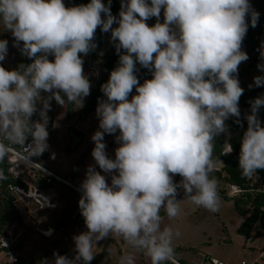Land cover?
Listing matches in <instances>:
<instances>
[{
  "label": "clouds",
  "instance_id": "obj_1",
  "mask_svg": "<svg viewBox=\"0 0 264 264\" xmlns=\"http://www.w3.org/2000/svg\"><path fill=\"white\" fill-rule=\"evenodd\" d=\"M120 3L115 16L111 0L73 6L64 0H0V31L10 32L14 46L31 60L11 70L0 64V162L14 148L18 160L28 162L48 150L51 100L83 106L91 90L83 56L97 47V28L111 33L119 56L101 85L106 99L98 102L99 128L91 137L95 165L87 166L79 185L78 205L87 230L73 236L72 257L54 252V260L43 264H90L95 246L109 237L122 238L134 250L122 255L119 264H136V252L150 264H178L174 238L180 233L162 227L161 210L174 219L183 211V200L210 212L221 204L212 175L214 142L227 131L225 121L241 115L244 89L237 73L249 58L242 43L248 17L256 27L259 13L250 0ZM153 17L156 22L149 25ZM7 52L8 41L0 39V61ZM260 55L264 59V44ZM137 63L151 71V79L140 83ZM257 67L264 71V63ZM254 84L264 86V76L254 77ZM262 106L264 96L256 97L245 117L239 152L244 177L264 169ZM37 113L40 119L32 120ZM117 132L119 146L110 158L104 137ZM102 172L110 175V183ZM6 178L0 170V180ZM179 189L183 199L177 198Z\"/></svg>",
  "mask_w": 264,
  "mask_h": 264
},
{
  "label": "rangeland",
  "instance_id": "obj_2",
  "mask_svg": "<svg viewBox=\"0 0 264 264\" xmlns=\"http://www.w3.org/2000/svg\"><path fill=\"white\" fill-rule=\"evenodd\" d=\"M118 15L119 11L115 16ZM160 21H163V10ZM155 22V17L147 21L149 25ZM110 35L111 33L108 32L103 36L96 56L89 54L83 56L84 73L89 78L91 86L101 76L109 77L111 70L116 67L105 72L102 66L103 57L110 54L115 48L110 41ZM0 39L8 41L7 55L3 61H0V64L9 70L17 68L24 62L25 55H22L18 46H14V37L10 32L0 31ZM257 40V48L249 54L242 45V50L248 54L249 58L238 67V71L242 72L241 81L251 85L254 84V77L264 76V71L257 67L258 64L264 63V59L260 55V49L264 44V21L260 24V34L257 36ZM49 59L51 60L53 57L49 56ZM145 79L151 78H144L142 83ZM134 94L135 91L130 94L129 99ZM42 95L47 96L48 94L42 93ZM102 99H106V97L102 95L97 100L95 109L81 120L77 119L80 107L67 103L61 106L54 99L50 101L51 108L48 111L49 122L47 125L49 148L41 156H34V161L57 174L71 186L79 187L85 178L87 166L95 165L91 155L94 147L91 137L99 128L96 108ZM239 108L243 115L244 108L240 105ZM228 119L225 121L226 126ZM261 122L264 124V118ZM115 135H118V132L113 135L105 134L104 137L106 151L110 158H115V149L119 146ZM231 136L228 128L225 133L216 136L221 139L223 149L226 150L227 140ZM53 153L55 158L52 157ZM220 165L221 162L217 161L216 168H219ZM97 170L102 171L98 166ZM28 173L29 175L26 170L24 182L31 187L32 192L28 194L26 189L19 187L11 192V204L19 217L5 223L1 228L0 235L11 241L22 264H31L29 262L35 259L42 263L45 259L52 262L54 252L72 257L75 247L73 236L87 230L84 219L78 214V201L81 193L60 181L42 186L44 177L40 171L31 169ZM32 174L34 175L32 176ZM102 174L106 175L110 183V175L103 172ZM180 179L179 176L174 177L177 182ZM218 190L221 204L217 212H210L193 205L188 200H183L181 204L183 211L180 216L169 219L165 212L160 213L163 217L162 227L171 226L174 231L180 233L178 237L174 238L177 260L181 264H202L203 258L207 254L226 264H239L241 260L250 263L259 251H263V256L258 259L257 264H264V227L262 228L259 221H255L247 235L239 234L236 230L247 214L236 212L232 201L226 197L228 195L224 182H218ZM38 191L49 195L54 200H50L48 204L41 201L35 196ZM177 198H184L183 189L178 190ZM239 204L243 205L242 202ZM103 246L106 248L105 256L96 264H119L122 255L134 251L119 237H109L99 241L94 252L98 253ZM135 255L136 264H150V259L143 253L136 252ZM179 262L178 264H180Z\"/></svg>",
  "mask_w": 264,
  "mask_h": 264
},
{
  "label": "trees",
  "instance_id": "obj_3",
  "mask_svg": "<svg viewBox=\"0 0 264 264\" xmlns=\"http://www.w3.org/2000/svg\"><path fill=\"white\" fill-rule=\"evenodd\" d=\"M88 2L89 0H70V6L86 4ZM103 2L107 4L108 0H103ZM120 6V0H111V12L113 15H115L119 11ZM251 6L259 13V18L256 27H252L250 22V16L248 17L249 27L242 43L245 50H247L248 54L253 52L258 46L257 36L260 34V24L264 21V0H251ZM105 34L106 33L102 32L100 28H97L95 34V43L97 47L93 51H90L89 55L96 56L101 40ZM118 61L119 56L114 48L110 54L103 57L102 66L104 71L108 72L110 69L117 66ZM30 62V58L25 56L23 64H27ZM136 75L140 83H142V80L144 78H151L152 73L149 69L144 68L139 65V63H137ZM237 76L240 82V86L244 89L243 95L240 97L239 100V105L244 108L245 113L243 115H240L239 118L231 116L227 121V128L232 134V136L227 140V145L229 146V148H232L231 153H222L223 147L221 145V139L217 137L215 138L213 158L217 161H220L221 165L219 168H216V171L212 173V175L218 182H224L226 185H235L242 189H248L250 187L248 183L250 182L251 178L244 177L241 174V170L239 168V152L241 146L240 141L244 131L247 128V120L245 117L246 114L250 113V101H252L256 97L264 96V86L258 87L255 84L251 85L242 82V72L240 71H238ZM108 79L109 77L103 75L97 82H95L91 86L90 95H88L84 99L83 106L79 109L77 119H84L89 112L95 109L97 100L102 95H104L101 91V85L103 83H106ZM134 91L135 90H133V92ZM258 116L262 121L264 118V106L260 108ZM237 120H239V122H237ZM7 168L8 166L4 159V161L0 162V170L4 172V175L7 178L4 180H0V231L5 223L10 222L12 219L19 217L17 211L13 208L11 204V192L17 187L22 189H27L28 187L26 182L18 178L12 177L8 173ZM255 176L264 181V169H258ZM41 185L46 186L48 184H45L42 181ZM226 197L228 200L232 201L233 207L237 213L243 215L247 214V216L243 219V221L236 230L239 234L247 235L251 227L254 225L255 221H259L261 226L264 227V192L251 193L247 190L240 195ZM239 202H242L243 205H240ZM162 213H164L163 209L161 210V214ZM78 214L82 217L80 209L78 211ZM0 237L5 238V236L3 235H0ZM105 253L106 248L105 246H103V248L98 253H96L94 259L90 262V264H96L102 257L105 256ZM29 263L43 264L38 259L32 260ZM19 264H22L21 260L19 261Z\"/></svg>",
  "mask_w": 264,
  "mask_h": 264
},
{
  "label": "built area",
  "instance_id": "obj_4",
  "mask_svg": "<svg viewBox=\"0 0 264 264\" xmlns=\"http://www.w3.org/2000/svg\"><path fill=\"white\" fill-rule=\"evenodd\" d=\"M66 6H70V0H64ZM40 119L39 114L37 113L36 115H34L32 117V120H38ZM31 141V137H29V142ZM229 150V146H226V150L223 149L222 153H225ZM18 155L19 152L16 148L13 149V151L9 154L8 157L5 158V161L7 163V170L8 173L14 177V178H18L22 181H24V174L25 171L27 170V175H29L28 171L33 169V170H37L40 171L41 174L43 175V182L45 184H52L54 182H62L65 184L70 185L67 181L61 179L60 177H58L56 174H54L53 172L47 170L46 168L40 166L39 164H37L34 161V156L31 157V161L32 162H28L26 160L23 159V157L20 158V160H18ZM34 174H32L33 176ZM248 185L250 186L248 189H242L239 188L235 185H226V190H227V195L229 197H233V196H237L242 194L245 191H250L251 193H259V192H264V181H262L260 178L256 177L255 175L251 177L250 182L248 183ZM31 187L28 186L26 189V192L29 194L31 191ZM33 191H35L33 189ZM35 193V192H33ZM35 196H37L36 198L40 199L41 201L45 202V203H49L42 195H40L38 192L35 193ZM7 246H5V242ZM19 257L16 254V249L12 246V243L9 239L6 238H2L0 237V264H19ZM202 264H226L220 260H218L215 257H208L206 258V260H204L202 262ZM239 264H256V261L253 260L250 263L245 262L244 260H241L239 262Z\"/></svg>",
  "mask_w": 264,
  "mask_h": 264
},
{
  "label": "crops",
  "instance_id": "obj_5",
  "mask_svg": "<svg viewBox=\"0 0 264 264\" xmlns=\"http://www.w3.org/2000/svg\"><path fill=\"white\" fill-rule=\"evenodd\" d=\"M52 172V171H51ZM55 174V173H54ZM57 175V174H56ZM58 176V175H57ZM42 181V180H41ZM71 186V185H70ZM72 188H74L76 191H78V192H80L81 193V191L79 190V187H77V186H71ZM38 193L40 194V195H42L48 202L51 200V201H53L54 199L52 198V197H50L49 195H47V194H45V193H42V192H40V191H38ZM263 228V227H262ZM263 256V251H259L258 252V254H257V256L256 257H254L253 259H252V261L253 260H255L256 261V264H257V262H258V259L259 258H261ZM208 257H213V256H209V255H205V257L203 258V261L204 260H206V258H208Z\"/></svg>",
  "mask_w": 264,
  "mask_h": 264
}]
</instances>
